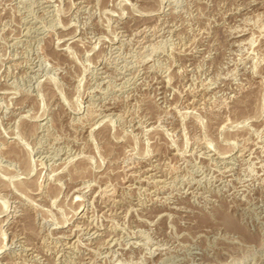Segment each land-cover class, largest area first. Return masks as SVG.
Instances as JSON below:
<instances>
[{
	"label": "rangeland",
	"instance_id": "rangeland-1",
	"mask_svg": "<svg viewBox=\"0 0 264 264\" xmlns=\"http://www.w3.org/2000/svg\"><path fill=\"white\" fill-rule=\"evenodd\" d=\"M0 264H264V0H0Z\"/></svg>",
	"mask_w": 264,
	"mask_h": 264
},
{
	"label": "bare ground",
	"instance_id": "bare-ground-1",
	"mask_svg": "<svg viewBox=\"0 0 264 264\" xmlns=\"http://www.w3.org/2000/svg\"><path fill=\"white\" fill-rule=\"evenodd\" d=\"M112 192V191H111ZM24 249V248H23Z\"/></svg>",
	"mask_w": 264,
	"mask_h": 264
}]
</instances>
